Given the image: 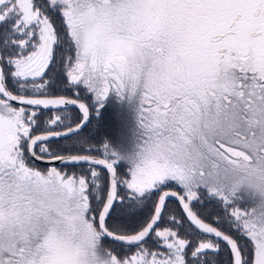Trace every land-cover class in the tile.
<instances>
[{
	"label": "snow or ice",
	"instance_id": "1",
	"mask_svg": "<svg viewBox=\"0 0 264 264\" xmlns=\"http://www.w3.org/2000/svg\"><path fill=\"white\" fill-rule=\"evenodd\" d=\"M0 264H264V0H0Z\"/></svg>",
	"mask_w": 264,
	"mask_h": 264
},
{
	"label": "trees",
	"instance_id": "2",
	"mask_svg": "<svg viewBox=\"0 0 264 264\" xmlns=\"http://www.w3.org/2000/svg\"><path fill=\"white\" fill-rule=\"evenodd\" d=\"M169 209L173 210V211H177V212L179 211L178 206H177L175 201H170L169 202Z\"/></svg>",
	"mask_w": 264,
	"mask_h": 264
},
{
	"label": "water",
	"instance_id": "3",
	"mask_svg": "<svg viewBox=\"0 0 264 264\" xmlns=\"http://www.w3.org/2000/svg\"><path fill=\"white\" fill-rule=\"evenodd\" d=\"M43 166V165H42Z\"/></svg>",
	"mask_w": 264,
	"mask_h": 264
}]
</instances>
